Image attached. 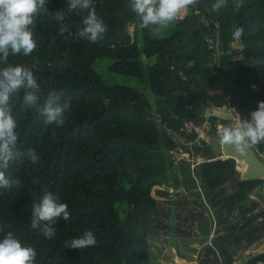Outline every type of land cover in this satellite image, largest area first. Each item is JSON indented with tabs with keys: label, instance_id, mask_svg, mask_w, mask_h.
Listing matches in <instances>:
<instances>
[{
	"label": "trees",
	"instance_id": "16d2710c",
	"mask_svg": "<svg viewBox=\"0 0 264 264\" xmlns=\"http://www.w3.org/2000/svg\"><path fill=\"white\" fill-rule=\"evenodd\" d=\"M216 2L200 0L184 20L155 37L139 27L130 0H93L108 28L97 43L76 36L65 40L58 23L41 14L32 26L34 52L9 57L12 66H34L41 106L53 90L63 93L62 105L69 104L66 123L57 128L46 125L37 109H20L23 89L11 99L17 149H34L40 163L21 158L10 164L6 174L21 183L0 189V223L10 224L9 230L36 250V264H153L152 240L171 230L190 237L197 227L209 238L211 231L202 228L209 211L218 233L200 253L199 264H264V252L242 261L264 242V180L242 181L236 160L199 164L203 197L197 191L154 195L157 184L172 185L176 179L171 152L177 147L194 163L214 157L198 130L212 136L230 121L193 112L207 90L222 86L230 92L241 119H250L264 102V0H223L213 12ZM65 4L49 0L47 7L55 13ZM85 15L68 18L73 33ZM236 27L244 29L240 40L233 39ZM101 59L110 61L106 73L103 65L97 67ZM115 76L147 82L153 100L114 82ZM230 105L234 108L233 101ZM255 148L264 155V144ZM254 188L258 201L248 197ZM45 192L66 203L71 214L53 226L50 240L30 226L33 200ZM89 230L96 246L66 248L65 241Z\"/></svg>",
	"mask_w": 264,
	"mask_h": 264
},
{
	"label": "clouds",
	"instance_id": "9594fccd",
	"mask_svg": "<svg viewBox=\"0 0 264 264\" xmlns=\"http://www.w3.org/2000/svg\"><path fill=\"white\" fill-rule=\"evenodd\" d=\"M49 0H0V189L11 190L20 186V179L6 174L10 164L21 158L38 165L40 158L34 149L27 152L17 149L18 122L12 114L11 99L14 94L24 90L20 109L28 111L37 109L44 117L46 125L62 128L66 123L65 111L68 103L61 104L62 92L50 91L40 105V87L34 76V66L8 64L9 57L30 56L36 48L32 26L41 15L50 16L59 25L58 35L65 40L76 36L90 43H97L107 33L108 28L103 19L98 17L93 0H66L65 8L50 12ZM200 0H130L132 13L139 17V27L152 36L160 37L175 24L180 14L190 7H196ZM224 6L223 0L212 4L211 11L218 12ZM87 13L82 20V27L75 33L66 21L73 14ZM243 27H236L233 39L240 40ZM255 90V85H253ZM234 111V110H233ZM222 143L234 146L238 151H246L250 146L264 144V102H258L257 110L250 113V119H241L226 128ZM68 205L60 202L51 192H45L39 199H34L31 206L30 226L45 239H52L56 229L53 227L62 217L70 218ZM11 225L0 223V264H36L37 252L21 242L11 229ZM97 244L92 231H85L79 238L65 241L66 248L83 249Z\"/></svg>",
	"mask_w": 264,
	"mask_h": 264
},
{
	"label": "crops",
	"instance_id": "0c3cea01",
	"mask_svg": "<svg viewBox=\"0 0 264 264\" xmlns=\"http://www.w3.org/2000/svg\"><path fill=\"white\" fill-rule=\"evenodd\" d=\"M216 87L207 90V96L200 103L193 105L192 110L195 114L200 116H217L220 119L228 120L233 115L231 105L227 106V103H231L229 95L222 86L220 88ZM201 104L202 107H200ZM253 147L255 148V145ZM177 152H171L173 154L172 162L176 167V179L173 180L172 185L166 186L160 182L155 187L160 189V192L166 193L169 196L178 194L187 196L197 191L203 197V190L205 189L201 180V171L198 162L194 163L189 159L188 155L182 151ZM185 158L191 161L192 164L190 166L183 164ZM203 200L205 201V198H203ZM205 220L206 225L202 224V228L207 227L206 229L211 231L209 238H203L199 230V235L193 234L190 237H181L176 235V232L172 230L167 236L158 237L157 243L153 245L155 248L152 249L153 264H199L197 258L199 257L200 251H203L200 248L206 249L207 246L211 245L212 237L218 233L211 211L206 214ZM172 237L173 243L170 240ZM253 250L251 252H253Z\"/></svg>",
	"mask_w": 264,
	"mask_h": 264
},
{
	"label": "water",
	"instance_id": "95a60500",
	"mask_svg": "<svg viewBox=\"0 0 264 264\" xmlns=\"http://www.w3.org/2000/svg\"><path fill=\"white\" fill-rule=\"evenodd\" d=\"M229 98L233 101L234 105L236 103L232 99V95L229 92ZM234 110V111H233ZM232 110V122L227 127H231L241 120L240 114L237 112L236 107ZM225 129L218 130V132L210 137L209 145L212 148L214 158L221 159H234L237 161L238 165L239 162L245 164V168L243 170H238L240 172V178L242 181L245 182H254L264 180V157L258 153V151L253 147L250 146L246 151H238L234 148V146L227 145L222 143V135Z\"/></svg>",
	"mask_w": 264,
	"mask_h": 264
},
{
	"label": "rangeland",
	"instance_id": "374dc122",
	"mask_svg": "<svg viewBox=\"0 0 264 264\" xmlns=\"http://www.w3.org/2000/svg\"><path fill=\"white\" fill-rule=\"evenodd\" d=\"M189 15V10L186 12V13H181L180 14V17L178 18V20H184L187 16ZM131 32H132V29H131ZM109 60L108 59H101V60H99L98 61V63H97V67H98V65H103L101 68H100V70L103 72V73H106L107 72V70L105 69V65L108 63L109 64ZM154 60H152L151 61V64H154ZM96 67V69L98 70V68ZM100 70H98V72L99 73H101L102 74V72H100ZM103 76H104V74H102ZM105 77V76H104ZM113 81L114 82H117V83H120V84H123V86H130V87H132V88H134V89H136L137 91H140V92H144L146 95H147V97L150 99V100H153V94H152V92L150 91V87L148 86V83L146 82V84H141V83H139L136 79H134V78H132V77H125V76H115V77H113ZM221 86H217L216 88H220ZM223 103H224V101H223ZM227 106H230V104L228 105V103H227ZM200 107H202V104L200 105ZM234 108H232V110H233ZM229 121H230V123L226 126V127H224V126H222V125H220V126H218V130H222L223 128L224 129H226L230 124H231V122H232V117H230L229 119H228ZM199 132H200V135H201V137L203 138V139H205L207 142H209V140H210V137H211V135H209L207 132H205V131H203V130H201V129H199L198 130ZM179 141H181V137L180 136H178V137H176V142L178 143ZM179 152L180 150H179V148L177 147L175 150H173V153H176V152ZM177 152V153H178ZM180 154H181V152H180ZM263 156V155H262ZM189 157V156H188ZM190 159V158H189ZM198 160H200V159H198ZM184 162L185 163H189V164H192L191 163V161H188V158H185L184 159ZM198 162V161H197ZM198 163H200V162H198ZM161 190L160 189H155V191H154V195L155 196H159V192H160ZM263 195H264V190H263ZM188 196V195H187ZM248 197L251 199V200H253V201H258L259 199H258V196H257V189L256 188H254V189H251V190H249V192H248ZM173 222V221H172ZM172 224V223H171ZM170 240H171V242L173 243V237L172 238H170ZM153 241V245H154V243H157V238H155L154 240H152ZM151 241V242H152ZM208 247V246H207ZM152 248H155V247H153L152 246ZM201 250H203L204 251V249L205 248H200ZM203 251H200V253H202ZM262 251H264V242H262L261 244H258L256 247H254V250H253V252H251L250 251V254L249 253H245V254H248V257H247V259L248 258H251V257H253L256 253H259V252H262ZM200 253H199V255L198 256H200ZM243 255V258H244V260H242L243 262H246L247 261V259H245V257H246V255ZM197 262L199 263V257L197 258Z\"/></svg>",
	"mask_w": 264,
	"mask_h": 264
},
{
	"label": "built area",
	"instance_id": "2783aa9c",
	"mask_svg": "<svg viewBox=\"0 0 264 264\" xmlns=\"http://www.w3.org/2000/svg\"><path fill=\"white\" fill-rule=\"evenodd\" d=\"M219 160H221V161H225L226 160V158H221V159H219V158H211V159H209V158H204V159H200V160H198V162H200V163H202V162H208V163H210V162H213V161H219ZM200 163H198V164H200ZM237 170H239V169H237ZM193 234H195V235H199V231H198V228L196 227V228H194V230H193ZM214 238V236L212 237V239ZM246 255V257H245V259H247V257H248V254H245Z\"/></svg>",
	"mask_w": 264,
	"mask_h": 264
},
{
	"label": "bare ground",
	"instance_id": "6f19581e",
	"mask_svg": "<svg viewBox=\"0 0 264 264\" xmlns=\"http://www.w3.org/2000/svg\"><path fill=\"white\" fill-rule=\"evenodd\" d=\"M237 122H238V117H237ZM244 168H245V164L239 162L238 169L241 171V170H243Z\"/></svg>",
	"mask_w": 264,
	"mask_h": 264
},
{
	"label": "flooded vegetation",
	"instance_id": "af4514ba",
	"mask_svg": "<svg viewBox=\"0 0 264 264\" xmlns=\"http://www.w3.org/2000/svg\"><path fill=\"white\" fill-rule=\"evenodd\" d=\"M224 129V128H223Z\"/></svg>",
	"mask_w": 264,
	"mask_h": 264
}]
</instances>
